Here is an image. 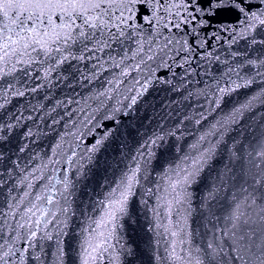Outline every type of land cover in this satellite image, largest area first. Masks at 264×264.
I'll return each instance as SVG.
<instances>
[{
	"label": "snow or ice",
	"instance_id": "6c2138e0",
	"mask_svg": "<svg viewBox=\"0 0 264 264\" xmlns=\"http://www.w3.org/2000/svg\"><path fill=\"white\" fill-rule=\"evenodd\" d=\"M0 264H264V0H0Z\"/></svg>",
	"mask_w": 264,
	"mask_h": 264
}]
</instances>
